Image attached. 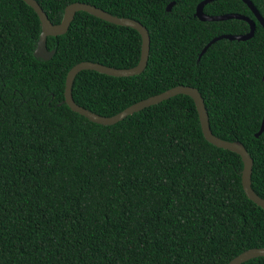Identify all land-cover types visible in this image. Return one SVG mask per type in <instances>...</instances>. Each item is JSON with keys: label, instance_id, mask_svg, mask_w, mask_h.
I'll return each instance as SVG.
<instances>
[{"label": "trees", "instance_id": "trees-1", "mask_svg": "<svg viewBox=\"0 0 264 264\" xmlns=\"http://www.w3.org/2000/svg\"><path fill=\"white\" fill-rule=\"evenodd\" d=\"M203 0H37L60 24L83 2L133 18L150 32L145 71L115 77L79 73L75 103L101 116L175 86L198 90L212 133L239 141L252 158L251 187L264 199V28L242 0H217L203 22ZM264 17V0H251ZM172 10L167 11L170 3ZM41 22L23 0H0V264H228L264 248V209L242 188L238 154L203 136L193 100L177 95L113 125L72 112L66 77L78 63L114 68L139 63L142 38L78 12L69 30L34 54ZM242 264H264V257Z\"/></svg>", "mask_w": 264, "mask_h": 264}, {"label": "water", "instance_id": "water-1", "mask_svg": "<svg viewBox=\"0 0 264 264\" xmlns=\"http://www.w3.org/2000/svg\"><path fill=\"white\" fill-rule=\"evenodd\" d=\"M26 4L34 9L36 14L38 15L42 32L40 34L36 50L34 52L37 58L48 61L53 58L56 53V50H49L47 46L48 37H56L65 34L69 28L71 23L73 22L76 14L78 12H86L89 13L99 19H102L106 22L130 27L137 30L142 38V47H141V56L139 63L132 68H114L110 66L103 65L97 62H89L84 61L76 64L67 74L66 84H65V99L64 103L68 106V108L80 116L85 117L91 122L102 124V125H113L116 124L127 116L132 115L144 108L150 107L152 105L158 104L162 101L168 100L177 95H186L189 96L195 105L200 127L204 138L211 143L212 145L225 149L231 152L238 154L242 161V170H241V184L244 190V193L253 203L257 206L264 209V199L259 197L251 187V172H252V158L249 156L245 147L239 141H227L223 140L217 136H215L209 126L208 114L206 112V108L204 105V101L202 96L198 92V90L191 86H175L170 89H167L159 94L147 97L143 100L135 102L130 106L126 107L122 111L114 114L112 116H101L94 112H91L75 103L73 97V86L74 82L82 71L92 70L105 75L115 76V77H131L135 75H139L143 73L148 65L150 50H151V36L149 30L144 26L141 22L126 17H119L113 15L101 8H98L94 5L83 3V2H74L65 8L64 17L60 24H54L48 17L47 13L43 10L41 5L37 2V0H23ZM217 0H203L201 1L197 8L195 16L203 21V22H218V21H226V20H243L250 24V31L247 34H224L212 39L202 50L200 53L199 59L208 51V49L215 44L216 42L227 39L231 41H247L251 39L255 35L256 31V22L250 18L249 16L239 14V13H229L223 15H209L205 13L204 8L207 4L214 2ZM252 11L257 21L264 28V17L257 9V7L253 4L251 0H242ZM175 5V2H172L168 5L167 11L170 12ZM262 81H264V73L262 75ZM264 131V115L262 117L260 127L257 132L254 133V137H259ZM264 257V248H253L246 250L236 257H234L228 264H242L248 260Z\"/></svg>", "mask_w": 264, "mask_h": 264}]
</instances>
